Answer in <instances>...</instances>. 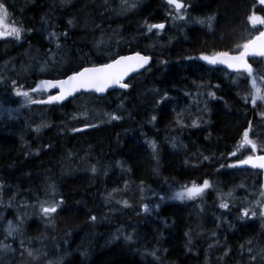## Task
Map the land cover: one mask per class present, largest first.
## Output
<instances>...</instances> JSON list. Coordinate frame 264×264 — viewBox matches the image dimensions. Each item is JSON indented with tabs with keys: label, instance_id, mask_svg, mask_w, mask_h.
<instances>
[{
	"label": "trees",
	"instance_id": "obj_1",
	"mask_svg": "<svg viewBox=\"0 0 264 264\" xmlns=\"http://www.w3.org/2000/svg\"><path fill=\"white\" fill-rule=\"evenodd\" d=\"M3 1L23 34L18 41L0 40L5 96L11 81L30 91L40 78L19 71L26 60L12 66L13 54L30 49L46 56L36 65L47 66V78L132 52L151 60L124 91L53 104L1 102L0 264L35 255L26 264H262L261 173L229 165L242 154H264V101L253 106L252 77L199 59L240 51L237 45L264 27L247 19L253 12L264 17L261 6L255 0H182L192 20L184 23L172 18L163 0ZM160 22L163 30L147 31L146 24ZM250 64L264 95V60ZM245 130L255 152L240 147ZM204 180L210 187L195 200L171 198ZM45 202L59 204L51 218L41 211ZM5 222L20 231L4 237Z\"/></svg>",
	"mask_w": 264,
	"mask_h": 264
},
{
	"label": "snow or ice",
	"instance_id": "obj_2",
	"mask_svg": "<svg viewBox=\"0 0 264 264\" xmlns=\"http://www.w3.org/2000/svg\"><path fill=\"white\" fill-rule=\"evenodd\" d=\"M257 3L261 6H264V0H257ZM167 4L174 7L175 15L172 17L174 20H184L185 15L183 11L186 10L187 5H185L182 0H167ZM136 5L133 4L132 7ZM261 11H264V7H261ZM6 15V9L2 3H0V28L3 25V19ZM213 18H208V26L211 27V20ZM248 21L255 26L256 24L264 25V17L256 15L255 12L250 14L247 17ZM197 23L203 24L204 20H197ZM72 22L69 21V24ZM147 31L152 32L153 29H163L165 27L164 24H146ZM22 29L19 27H12L7 31L0 30V37L12 36L15 39L19 40L21 36ZM54 36L55 33H52ZM59 47V45H57ZM240 51L236 54H230L228 51H219L211 56L209 55H201L199 57L200 60L207 61V63L211 65L216 64H224L228 68L236 70V71H245L248 73L249 77H252V88L254 91L251 94L252 96V104L255 106L257 100L264 101V95L261 94V89L257 87L256 77L253 76L252 66L248 63L247 57H261L264 58V31H259L258 35L249 38L242 45H237ZM149 57L141 55L140 53H136L134 55L129 56H120L117 59H113L110 63H104L100 66L93 67H84L82 70L74 72L72 75L68 76L67 79L63 80H41L36 87L31 88L30 91H21L20 87L17 85V81H11L13 89L15 91V95L17 97H23L25 102L28 104H51L53 102L62 101L66 96L72 95L74 92L80 90H90L96 93H104L107 89L114 85H118L120 88L127 89L129 84L124 82L125 77H127L131 72L138 70L139 68H143L148 62ZM47 63V62H45ZM43 71V68L41 69ZM260 79L264 80V77H260ZM0 83H3L0 80ZM60 89L58 95L49 96L47 100H36L31 95L30 92H44L49 89ZM208 95L210 97L215 98V94L209 92ZM166 99V97H165ZM247 99V98H245ZM112 120L119 119L116 115H111ZM153 120L156 119L155 116L152 117ZM195 125V122H193ZM46 124H42L37 127L36 131H39L41 127H46ZM251 146L252 152L257 150V144L249 139V130H245L242 135V139L240 141V147ZM153 151L156 150L155 142L150 144ZM175 147V145H173ZM231 155L235 156L236 153L233 152ZM205 160L209 159V157L205 156ZM251 164L253 167H259L264 169V155L253 157L252 155L247 156L245 159H240L238 161V165ZM237 164L229 165V167H237ZM223 167V166H222ZM95 171V168L92 169ZM210 184L208 180H204L202 184H197L195 182L192 183L191 187H184L181 191L174 194L175 199H188L195 200L197 197L201 196L205 189L209 188ZM231 195V193H229ZM264 195V193H261ZM62 203V201H60ZM127 204V202H124ZM59 204L53 202L45 206V204L41 205V211L45 217L51 218L52 214L57 212ZM221 208H228L227 203H221ZM144 210L148 211V206H144ZM248 210H243V215L248 216ZM251 215L255 217L257 213L252 211ZM260 215L264 216V208H261ZM92 220H95L96 217H91ZM20 231L19 228H10L8 231V235L12 236L14 233H18ZM126 240L131 241L132 237H125ZM21 245H23V241H21ZM8 246L5 245V248ZM251 251V249H249ZM32 253L30 252L29 255ZM227 254V253H226ZM255 259V257H252Z\"/></svg>",
	"mask_w": 264,
	"mask_h": 264
},
{
	"label": "rangeland",
	"instance_id": "obj_3",
	"mask_svg": "<svg viewBox=\"0 0 264 264\" xmlns=\"http://www.w3.org/2000/svg\"><path fill=\"white\" fill-rule=\"evenodd\" d=\"M105 3V2H104ZM121 9L122 8H118L117 10H118V13H117V16L118 15H121ZM170 10V9H169ZM168 10V11H169ZM184 15H185V19L184 20H177L178 22H184V23H190V21L192 22V20L191 19H187L186 18V14L185 13H183ZM175 15V13L174 14H172V17ZM4 27V31H7V30H9V29H11L13 26H11V25H4L3 26ZM43 27L40 29H38V31H40V32H43ZM103 43H104V45H103ZM100 45V41L99 42H94L93 43V45L94 46H99ZM101 44L104 46V47H106L108 44H109V42L106 40L105 42H101ZM41 56H43V58L45 59L46 58V56H44L43 54L41 55L40 54V52H39V48H37V49H30V50H27V51H23V52H21V53H17V54H13V57H14V60H15V63H14V61L12 60V66H13V68L16 66L15 64H19V63H21V62H24L23 60H26L25 62H29L28 63V65H21L18 69H19V71H21V70H26L27 72V74H26V76H30L31 74H33V73H39L40 75H43V76H47V66H45V65H43V64H38V65H36V63H38L39 62V59L41 58ZM17 60V61H16ZM8 66H10V64H7L5 67L6 68H8ZM3 66H0V69L1 70H3ZM43 68V71L41 70ZM62 68V67H61ZM60 68V69H61ZM39 79V78H38ZM0 80H1V78H0ZM37 80V79H36ZM10 88L12 89V90H10V96H13V98H16V99H18L19 100V105H21V104H26V102H25V100H24V98L23 97H17L16 95H15V91H13V86H12V84L10 85ZM12 91V92H11ZM1 94V93H0ZM44 97L45 96H43V95H41V94H39V95H36V99L37 100H46V98L44 99ZM20 98V99H19ZM1 99H3V98H1ZM2 110H6V108L4 107V104H1V102H0V117H3V112H1ZM7 116L11 119V118H14V114L11 112V113H8L7 114ZM93 123V122H92ZM242 156H244V154H242ZM245 157V156H244ZM243 157V158H244ZM241 159H242V157H241ZM188 187H191V186H188ZM174 194L175 193H177L176 191L175 192H173ZM174 194H172L171 195V198L174 196ZM45 204V206H47V202H45L44 203ZM38 210V209H37ZM118 212H121V211H118ZM122 215H120V216H118V217H121ZM10 228H13L12 226H11V224L10 223H8V222H5L3 225H2V228H1V231H2V233H3V235H4V237H8V238H10V236L8 235V231H9V229ZM130 232V231H129ZM111 236H112V234H110ZM122 235H124V234H122ZM256 255H257V252L255 251L254 252ZM40 256L39 255H35L33 258L32 257H27V258H25V259H21V258H19V259H17V261H16V264H26V263H30V262H33V259H37V258H39ZM262 259V264H264V257H262L261 258Z\"/></svg>",
	"mask_w": 264,
	"mask_h": 264
},
{
	"label": "water",
	"instance_id": "obj_4",
	"mask_svg": "<svg viewBox=\"0 0 264 264\" xmlns=\"http://www.w3.org/2000/svg\"><path fill=\"white\" fill-rule=\"evenodd\" d=\"M165 1V3L167 4V0H164ZM256 2H257V0H256ZM258 4V3H257ZM259 5V4H258ZM261 6V5H260ZM262 7H264V6H262ZM157 24H164V23H157ZM165 25V24H164ZM155 30H161V29H155ZM137 52H134V53H129V54H125V55H120V56H129V55H134V54H136ZM141 54V53H140ZM141 55H143V54H141ZM120 56H117L116 58H114V59H117V58H119ZM144 56H146V55H144ZM149 57V56H148ZM150 58V57H149ZM253 58H260V57H253V56H249V57H247V60L249 61V60H251V59H253ZM113 60V59H112ZM112 60H110V61H108V62H106V63H110ZM150 60H151V58L149 59V62L143 67V68H139L138 70H136V71H134V72H131L127 77H125V81L124 82H126V80L130 77V76H132L133 74H135V73H138V72H141L145 67H147L148 65H149V63H150ZM249 63V62H248ZM101 65V64H100ZM100 65H96V66H100ZM211 65V64H210ZM211 66H215V67H221V68H223V69H225V70H227V71H229V72H240V73H244V74H248L247 72H245V71H243V70H241V71H236V70H233V69H230V68H228L226 65H224V64H216V65H211ZM86 67H93V66H86ZM84 68V67H83ZM79 70H82V68L81 69H79ZM78 70V71H79ZM73 73H71V74H69V75H67L66 77H63V78H58V79H43V80H63V79H67V77L68 76H70V75H72ZM40 82V81H39ZM39 82L37 83V84H39ZM114 89H117V90H125V89H123V88H120L118 85H114V86H112V87H110L109 89H107L104 93H96V92H94V91H90V90H80V91H77V92H74L72 95H70V96H66L65 97V99L64 100H62V101H57V102H66L68 99H70V98H72L73 96H75L76 94H78V93H81V92H83V93H88V92H91V93H93V94H95L96 96H98V97H101V96H103V95H105L107 92H109V91H111V90H114ZM56 92L55 94H53V95H58L59 94V92H60V89H58V88H56V89H49V90H47L46 92ZM52 95V96H53ZM249 166H251V167H253L251 164H249ZM257 168H259V167H257ZM260 169V171L262 172V180H263V183H264V169H261V168H259Z\"/></svg>",
	"mask_w": 264,
	"mask_h": 264
},
{
	"label": "flooded vegetation",
	"instance_id": "obj_5",
	"mask_svg": "<svg viewBox=\"0 0 264 264\" xmlns=\"http://www.w3.org/2000/svg\"><path fill=\"white\" fill-rule=\"evenodd\" d=\"M0 3H2L6 9V15L4 16L3 19V24H15L18 23V18H16L13 14H11L12 16H10V12H9V7L6 3H4L3 0H0ZM1 38V37H0Z\"/></svg>",
	"mask_w": 264,
	"mask_h": 264
}]
</instances>
